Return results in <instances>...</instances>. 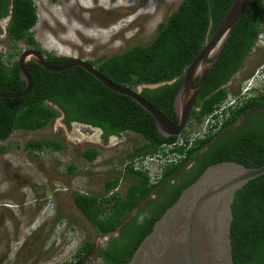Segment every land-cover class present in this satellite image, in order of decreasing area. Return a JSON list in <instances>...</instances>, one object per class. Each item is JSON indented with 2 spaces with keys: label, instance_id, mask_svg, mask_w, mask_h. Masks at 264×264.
<instances>
[{
  "label": "trees",
  "instance_id": "obj_1",
  "mask_svg": "<svg viewBox=\"0 0 264 264\" xmlns=\"http://www.w3.org/2000/svg\"><path fill=\"white\" fill-rule=\"evenodd\" d=\"M232 1L181 0L176 9L158 24L149 43L144 46L136 44L88 63L118 86L133 88L165 82L154 88H143L140 95L167 119L177 123L173 100L182 84L185 68L213 35ZM5 7L6 0H0V18L7 14ZM10 11V20L5 27L6 39L42 51L32 33L38 20L33 0H12ZM263 22V0H252L209 70L196 97L188 125L192 121L200 124L228 93L236 91H231L227 85L256 48ZM42 52L49 56L47 63L53 66L71 59L53 52ZM11 57L8 55L5 59L0 50V92L17 93L25 87L17 63L10 61ZM26 68L32 79L30 92L20 99L0 98V142L14 131L45 128L59 114L50 107L51 104L67 111V125L69 121H79L101 129L104 141L109 137L120 138L128 132L144 140L141 145L133 147L122 169L125 175L136 181L123 194L115 191L120 183L119 176H115L105 182L103 196L87 193L72 196L75 207L99 235H110L119 229L117 236H110L103 247L94 251L102 264H128L155 222L208 166L224 161L248 168L264 165V106L260 107L264 103V92L231 111L216 134L198 139L190 149H175L185 157L163 168L160 179L152 183L147 174L133 169L132 162L159 152L162 144L172 143L176 137H163L144 109L132 99L106 88L81 67L50 72L30 62V67ZM257 107L260 108L252 113ZM243 117L245 123L233 130ZM221 132V140L209 145ZM207 146V153L201 158L199 153ZM63 147L62 138H41L28 141L24 150L31 152L49 148L59 151ZM3 150L0 146V154ZM98 155V150L93 147L81 152V157L87 162H93ZM75 170L74 165L67 167L70 174ZM231 209L233 264H264V174L235 192ZM129 216L132 217L126 221ZM92 248L93 243L85 241L74 254L75 262Z\"/></svg>",
  "mask_w": 264,
  "mask_h": 264
},
{
  "label": "rangeland",
  "instance_id": "obj_2",
  "mask_svg": "<svg viewBox=\"0 0 264 264\" xmlns=\"http://www.w3.org/2000/svg\"><path fill=\"white\" fill-rule=\"evenodd\" d=\"M180 1L33 0L38 20L32 33L45 52L95 61L136 44L149 43L158 24ZM260 45L263 44L258 42L240 74L228 83L231 91L236 90L234 93L264 61V47ZM24 49L25 44L7 40L4 31L0 35L5 59L12 55L10 61L16 62ZM199 129L200 124L194 121L187 127ZM52 137L62 138L65 147L43 151L32 159L26 155V141ZM9 138L5 144L0 143L4 148L0 154V264L74 263L79 246L91 241L94 247L107 235H99L92 228L75 207L72 196H103L105 182L115 176L120 178L115 191L123 194L136 181L122 169L133 147L144 140L128 132L104 141L95 128L80 125L67 129L58 118L41 130H18ZM88 147L98 150L93 162L81 157L82 150ZM69 165L76 167L72 174L67 171ZM89 257L85 254L83 258Z\"/></svg>",
  "mask_w": 264,
  "mask_h": 264
},
{
  "label": "water",
  "instance_id": "obj_3",
  "mask_svg": "<svg viewBox=\"0 0 264 264\" xmlns=\"http://www.w3.org/2000/svg\"><path fill=\"white\" fill-rule=\"evenodd\" d=\"M251 1L231 2L213 35L185 68L182 84L173 100L177 123L167 119L140 95L143 88H154L165 82L140 85L137 90L118 86L86 61L72 58L53 66L45 62L43 54L35 49L23 50L17 60L20 79L25 82L24 89L17 93L0 92V98L20 99L30 92L32 79L26 68L28 61L50 72L81 67L106 88L132 99L144 109L153 118L157 131L163 137H177L189 122L196 97L209 70ZM263 174L264 165L248 168L236 162L224 161L208 166L195 182L182 190L176 202L155 222L128 264H233L230 226L234 195L247 182Z\"/></svg>",
  "mask_w": 264,
  "mask_h": 264
},
{
  "label": "built area",
  "instance_id": "obj_4",
  "mask_svg": "<svg viewBox=\"0 0 264 264\" xmlns=\"http://www.w3.org/2000/svg\"><path fill=\"white\" fill-rule=\"evenodd\" d=\"M237 90L236 93H228L211 113L203 117L199 130L192 131L186 128L183 136L179 135L172 143L162 144L159 152L136 158L132 162L133 169L147 174L150 181L156 183L160 179L163 168L169 164H176L185 157L184 154L175 152V149H190L198 139H205L216 134L229 118L231 111L264 92V62L250 77L242 81Z\"/></svg>",
  "mask_w": 264,
  "mask_h": 264
},
{
  "label": "flooded vegetation",
  "instance_id": "obj_5",
  "mask_svg": "<svg viewBox=\"0 0 264 264\" xmlns=\"http://www.w3.org/2000/svg\"><path fill=\"white\" fill-rule=\"evenodd\" d=\"M263 3H264V0H263ZM11 5H12V0H6V7H5V10L7 11V14L4 16V17H2V18H0V28L2 29V33H3V31H4V33H5V27H6V25H7V23L9 22V20H10V15H11V11H10V8H11ZM5 35H6V33H5ZM257 43V45H258V41L256 42ZM261 43L263 44V45H260V46H263L264 47V40H261ZM26 48L27 49H35V48H32V47H28V46H26ZM35 50H37V49H35ZM39 51V50H38ZM43 51V50H42ZM42 51H40L42 54H43V57H44V60H45V62H47V61H49V56H47L45 53H43ZM75 59H79V58H75ZM80 60H83V61H86V62H89L88 60H85V59H80ZM30 62L31 61H28L27 63H26V66L27 67H30ZM264 62V61H263ZM29 63V64H28ZM31 63H33V62H31ZM33 64H35V63H33ZM35 65H37V64H35ZM39 66V65H38ZM32 67V66H31ZM240 71L241 70H239L232 78H231V80L235 77L236 78V76H238L239 74H240ZM230 80V81H231ZM133 89V88H132ZM135 90V89H134ZM261 106H264V103H262L261 105H260V107ZM50 107H52V108H54L55 110H57L58 112H59V114L57 115V116H55L54 117V119H59L60 120V122L62 123V125L63 126H65L67 129H70V128H72L73 126H82V127H91V126H89V125H86V124H82L81 122H79V121H69V124L67 125L66 124V117H67V111H62L61 109H60V107L59 106H57V105H55V104H51L50 105ZM260 107H257V108H255L254 110H252L251 112L253 113L255 110H258ZM53 119V120H54ZM243 123H245V117H243L242 119H240L237 123H236V125L234 126V128H233V130L235 129V127H240V126H242L243 125ZM92 128H94V127H92ZM96 130H98L99 132H100V134H101V137H102V131H101V129H99V128H95ZM12 135V134H11ZM10 135V136H11ZM222 135H223V133L221 132L209 145H215L217 142H219L220 140H221V138H222ZM9 136V137H10ZM52 138H54V137H52ZM115 138V137H114ZM8 139H10V138H7V139H5L3 142H0V143H4L6 140H8ZM38 139H41V138H36V139H30V140H28V141H33V140H38ZM103 140V139H102ZM28 141H26L25 143H24V145L28 142ZM5 144V143H4ZM208 145V146H209ZM208 146L207 147H205L204 149H202L201 151H200V153H199V156L201 157V158H203V156L207 153V150H208ZM49 150H51V149H49V148H44L43 150H41V151H38V150H34V151H31V152H28V151H25V153H26V155L29 157V158H35V157H38L37 155H40L41 154V152H43V151H49ZM2 154V153H1ZM6 164H9V163H6ZM21 178V177H20ZM133 216V215H132ZM132 216H129L127 219H126V221H128L129 220V218L130 217H132ZM118 233H119V229H116L113 233H111L110 235H107V238L105 239V241L104 242H102V243H98L97 245H95L89 252H87L86 254H90V257H89V259L88 260H85V258H82V259H79L78 261H76L74 264H102L103 263V261L101 260V258H99V257H95V255H94V251L96 250V249H98V248H100V247H103L104 246V244H105V242L108 240V238L110 237V236H117L118 235ZM84 257V256H83Z\"/></svg>",
  "mask_w": 264,
  "mask_h": 264
},
{
  "label": "clouds",
  "instance_id": "obj_6",
  "mask_svg": "<svg viewBox=\"0 0 264 264\" xmlns=\"http://www.w3.org/2000/svg\"><path fill=\"white\" fill-rule=\"evenodd\" d=\"M263 7H264V3H263ZM263 28H264V22H263V24H262V29H261V31H260V33H259V35H258V38H257V41H258V42H260L259 40H264V31H263ZM26 49H27V48H26ZM26 49H24V50H26ZM21 53H22V52H21ZM71 59H72V58H71ZM16 63H17V61H16ZM262 63H263V62H262ZM262 63H261V64H262ZM261 64H260V65H261ZM260 65H259V66H260ZM259 66H258V67H259ZM258 67H257V68H258ZM257 68H256V69H257ZM256 69H255V70H256ZM253 73H254V72H253ZM253 73H252V74H253ZM250 76H251V75H250ZM250 76H248V77H250ZM248 77H247V78H248ZM243 81H244V80H243ZM240 85H241V84H240ZM240 85H239V86H240ZM238 88H239V87H238ZM237 91H238V90H237ZM188 124H189V122H188ZM188 124H187L186 128L189 126ZM186 128H185V129H186ZM185 129H184V130H185ZM184 130H183V131H184ZM180 135H181V134H180ZM177 137H178V136H177Z\"/></svg>",
  "mask_w": 264,
  "mask_h": 264
}]
</instances>
